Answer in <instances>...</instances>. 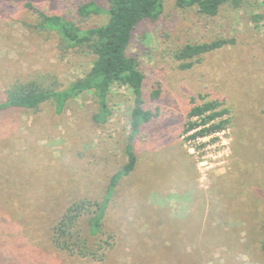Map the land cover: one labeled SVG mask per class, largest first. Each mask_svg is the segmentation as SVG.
Returning a JSON list of instances; mask_svg holds the SVG:
<instances>
[{
	"label": "rangeland",
	"instance_id": "1",
	"mask_svg": "<svg viewBox=\"0 0 264 264\" xmlns=\"http://www.w3.org/2000/svg\"><path fill=\"white\" fill-rule=\"evenodd\" d=\"M79 1L0 0V100L16 83L64 88L88 70L86 50H62L24 7L82 28L105 23L104 14L80 21ZM217 39L228 43L175 57L186 44ZM127 54L144 74L145 107L158 115L133 142L135 169L116 186L102 233L88 237L86 216L79 220L100 257L60 251L50 238L73 202L103 198L127 160L133 95L118 84L104 125L91 119L89 92L60 113L50 103L0 112V264H264V0L226 3L212 17L164 0L159 17L136 27ZM212 100L227 109L222 128L189 137L187 112Z\"/></svg>",
	"mask_w": 264,
	"mask_h": 264
},
{
	"label": "trees",
	"instance_id": "2",
	"mask_svg": "<svg viewBox=\"0 0 264 264\" xmlns=\"http://www.w3.org/2000/svg\"><path fill=\"white\" fill-rule=\"evenodd\" d=\"M241 0H176L181 9L195 8L197 14L212 17L226 3L237 5ZM106 6L97 0H83L76 5L79 20L87 22L93 15H105L106 21L99 26L82 28L66 15L48 14L31 2L24 7L35 17L31 26L42 33H52L58 39L62 50L84 49L93 58L84 75L64 88H52L36 81L16 83L8 88L0 100V112L7 109L34 110L44 103H50L60 113L72 99L89 92L95 99L97 110L91 119L95 124L104 125L109 120L111 110L108 97L114 84L125 86L132 92L133 106L130 112V131L124 152L126 162L110 177L105 195L101 200L86 199L73 202L52 228L51 243L60 251L80 257L97 259L96 250L88 237L98 238L104 227L110 198L118 183L129 176L136 166V154L133 142L142 133L144 127L158 115L145 107L142 85L144 74L139 69L136 58L127 54L136 27L145 19H156L163 11L164 0H105ZM228 43L217 39L208 42L186 44L175 57L179 60H193L217 50ZM216 100L194 104L186 115L184 132L192 133L191 138L205 137L219 131L223 121L219 118L227 109H219ZM86 216L88 237H84L78 227L79 220ZM263 238L260 246L264 250ZM102 257V256H101Z\"/></svg>",
	"mask_w": 264,
	"mask_h": 264
}]
</instances>
